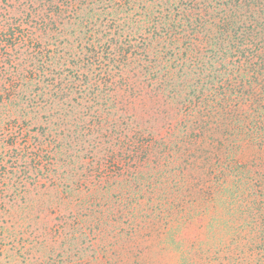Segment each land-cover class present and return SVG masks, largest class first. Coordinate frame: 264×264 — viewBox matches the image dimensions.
I'll return each mask as SVG.
<instances>
[{
    "label": "trees",
    "instance_id": "trees-1",
    "mask_svg": "<svg viewBox=\"0 0 264 264\" xmlns=\"http://www.w3.org/2000/svg\"><path fill=\"white\" fill-rule=\"evenodd\" d=\"M0 264H264V0H0Z\"/></svg>",
    "mask_w": 264,
    "mask_h": 264
}]
</instances>
